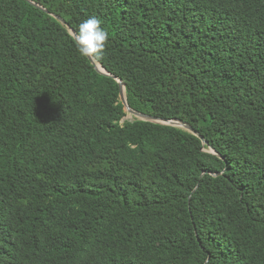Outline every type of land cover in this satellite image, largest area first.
Listing matches in <instances>:
<instances>
[{
	"label": "trees",
	"instance_id": "trees-1",
	"mask_svg": "<svg viewBox=\"0 0 264 264\" xmlns=\"http://www.w3.org/2000/svg\"><path fill=\"white\" fill-rule=\"evenodd\" d=\"M31 1L0 0V264H264V0ZM90 16L128 105L207 146L124 120Z\"/></svg>",
	"mask_w": 264,
	"mask_h": 264
},
{
	"label": "clouds",
	"instance_id": "clouds-1",
	"mask_svg": "<svg viewBox=\"0 0 264 264\" xmlns=\"http://www.w3.org/2000/svg\"><path fill=\"white\" fill-rule=\"evenodd\" d=\"M101 25V19L96 16H90L79 23L72 40L80 57L96 62L103 60L109 33Z\"/></svg>",
	"mask_w": 264,
	"mask_h": 264
},
{
	"label": "water",
	"instance_id": "water-1",
	"mask_svg": "<svg viewBox=\"0 0 264 264\" xmlns=\"http://www.w3.org/2000/svg\"><path fill=\"white\" fill-rule=\"evenodd\" d=\"M28 1L29 3L35 5L36 7L42 9L43 11H46L44 8H42L41 6L35 4L34 2H32L31 0H26ZM54 16V15H53ZM55 18H58L57 16H54ZM58 20L62 23L63 21L58 18ZM66 27L69 29L70 31V34L73 36V33L75 32L73 29L69 28L68 25H66ZM90 60V59H89ZM91 64L94 66L95 70L100 73V74H103V75H106V76H109L111 78H113L114 80L117 81V83L119 84V90H120V93H119V96H120V101L121 103L123 104L124 106V110L127 114V116L125 117L124 120H130L129 117L130 116H134V118L138 119V120H142V121H148V122H152V123H158V124H162V125H167V126H172V127H177V128H181L189 133H192L194 134L195 136L199 137L204 146H207L208 143L203 139V137L198 134L190 125L184 123L183 121H180V120H164V119H161V118H157V117H152V116H149V115H145L143 113H140V112H137L135 110H133L127 103V99H126V94H125V85L124 83L122 82V80L119 78V77H116L110 73H108L100 64H98L96 61L94 60H90ZM99 65V66H98ZM209 150H207L208 152L214 154V155H217L218 154L216 153V151L212 148V147H208Z\"/></svg>",
	"mask_w": 264,
	"mask_h": 264
},
{
	"label": "rangeland",
	"instance_id": "rangeland-1",
	"mask_svg": "<svg viewBox=\"0 0 264 264\" xmlns=\"http://www.w3.org/2000/svg\"><path fill=\"white\" fill-rule=\"evenodd\" d=\"M72 29V28H71ZM134 118V116H130L129 119L132 120Z\"/></svg>",
	"mask_w": 264,
	"mask_h": 264
},
{
	"label": "bare ground",
	"instance_id": "bare-ground-1",
	"mask_svg": "<svg viewBox=\"0 0 264 264\" xmlns=\"http://www.w3.org/2000/svg\"><path fill=\"white\" fill-rule=\"evenodd\" d=\"M99 66V65H98Z\"/></svg>",
	"mask_w": 264,
	"mask_h": 264
}]
</instances>
